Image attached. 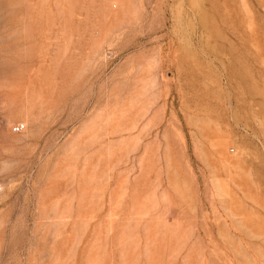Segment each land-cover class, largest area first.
Masks as SVG:
<instances>
[{"label": "rangeland", "instance_id": "obj_1", "mask_svg": "<svg viewBox=\"0 0 264 264\" xmlns=\"http://www.w3.org/2000/svg\"><path fill=\"white\" fill-rule=\"evenodd\" d=\"M0 264H264V0H0Z\"/></svg>", "mask_w": 264, "mask_h": 264}, {"label": "built area", "instance_id": "obj_2", "mask_svg": "<svg viewBox=\"0 0 264 264\" xmlns=\"http://www.w3.org/2000/svg\"><path fill=\"white\" fill-rule=\"evenodd\" d=\"M24 128H25L24 125H18V126L16 127V131H17V132H21L22 130H24Z\"/></svg>", "mask_w": 264, "mask_h": 264}]
</instances>
